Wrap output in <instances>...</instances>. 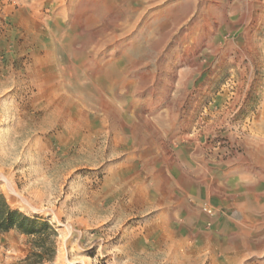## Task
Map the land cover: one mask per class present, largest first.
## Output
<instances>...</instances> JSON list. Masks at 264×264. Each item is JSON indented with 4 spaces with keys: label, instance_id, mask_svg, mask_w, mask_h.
Listing matches in <instances>:
<instances>
[{
    "label": "rangeland",
    "instance_id": "rangeland-1",
    "mask_svg": "<svg viewBox=\"0 0 264 264\" xmlns=\"http://www.w3.org/2000/svg\"><path fill=\"white\" fill-rule=\"evenodd\" d=\"M0 195L52 264H264V0H0Z\"/></svg>",
    "mask_w": 264,
    "mask_h": 264
},
{
    "label": "trees",
    "instance_id": "trees-1",
    "mask_svg": "<svg viewBox=\"0 0 264 264\" xmlns=\"http://www.w3.org/2000/svg\"><path fill=\"white\" fill-rule=\"evenodd\" d=\"M15 231L29 238L32 252L28 264L51 263L55 257V238L57 236L48 222L30 218L12 209L0 195V233Z\"/></svg>",
    "mask_w": 264,
    "mask_h": 264
},
{
    "label": "crops",
    "instance_id": "crops-1",
    "mask_svg": "<svg viewBox=\"0 0 264 264\" xmlns=\"http://www.w3.org/2000/svg\"><path fill=\"white\" fill-rule=\"evenodd\" d=\"M31 252L32 248L28 237L15 231L0 233V264H28L27 259ZM53 261L47 264H52Z\"/></svg>",
    "mask_w": 264,
    "mask_h": 264
},
{
    "label": "built area",
    "instance_id": "built-area-1",
    "mask_svg": "<svg viewBox=\"0 0 264 264\" xmlns=\"http://www.w3.org/2000/svg\"><path fill=\"white\" fill-rule=\"evenodd\" d=\"M202 210L206 213V214H209L210 215V210L207 208V207H202Z\"/></svg>",
    "mask_w": 264,
    "mask_h": 264
},
{
    "label": "bare ground",
    "instance_id": "bare-ground-1",
    "mask_svg": "<svg viewBox=\"0 0 264 264\" xmlns=\"http://www.w3.org/2000/svg\"><path fill=\"white\" fill-rule=\"evenodd\" d=\"M89 19H90V18H89ZM91 19H92V18H91ZM91 19H90V20H91ZM115 20H116V19H115ZM117 20H118V19H117ZM115 27H116V26H115ZM203 47H204V46H203ZM64 125H66V124H64Z\"/></svg>",
    "mask_w": 264,
    "mask_h": 264
}]
</instances>
